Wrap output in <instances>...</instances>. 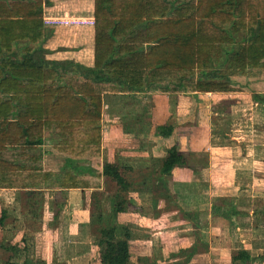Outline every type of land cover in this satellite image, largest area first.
Instances as JSON below:
<instances>
[{"label": "crops", "instance_id": "0c3cea01", "mask_svg": "<svg viewBox=\"0 0 264 264\" xmlns=\"http://www.w3.org/2000/svg\"><path fill=\"white\" fill-rule=\"evenodd\" d=\"M42 7L47 37L33 47L41 45L48 61L92 67L93 23L45 20L91 22L94 0H42ZM27 44L15 45L17 58L30 52ZM235 86L240 90L102 93L98 148L81 155L60 152L51 132L31 156L42 171L71 170L84 185L41 189L30 196L29 206L27 189L0 188V264H100L99 233L91 219L109 214L116 194L125 200L116 220L117 235L128 242V264H232L234 250L264 252V143L223 130L219 138L229 136V141L216 143L212 129L217 106L232 112L250 105L256 107L253 116L264 119V103L254 98L255 93L264 97V75L237 77ZM168 125L171 133L161 135ZM173 146L188 166L161 174ZM48 160L59 163L57 169L47 168ZM105 163L119 167L127 182L124 192L102 173ZM227 209L238 212L230 221L218 213Z\"/></svg>", "mask_w": 264, "mask_h": 264}, {"label": "trees", "instance_id": "16d2710c", "mask_svg": "<svg viewBox=\"0 0 264 264\" xmlns=\"http://www.w3.org/2000/svg\"><path fill=\"white\" fill-rule=\"evenodd\" d=\"M93 25L92 67L48 61L41 45L33 47L47 37L42 0H0V188L27 189L28 206L30 196L41 189L85 183L71 170L53 175L3 159L2 153L8 146L34 151L51 132L56 133L54 146L60 152L81 155L87 148H98L102 93L146 88L235 92L240 88L234 78L264 75V0H94ZM21 41L28 43L30 52L17 58L13 51ZM254 98L264 103L257 93ZM161 129L164 136L172 131L169 125ZM176 166L188 163L173 146L161 174L169 175ZM102 168L119 192L127 189L117 165L105 163ZM112 199L109 214L91 219L99 233L100 264H128V242L117 235L116 220L125 200L119 194ZM218 213L229 221L231 214H238L235 209ZM231 262L264 264V252L253 255L237 249Z\"/></svg>", "mask_w": 264, "mask_h": 264}, {"label": "rangeland", "instance_id": "374dc122", "mask_svg": "<svg viewBox=\"0 0 264 264\" xmlns=\"http://www.w3.org/2000/svg\"><path fill=\"white\" fill-rule=\"evenodd\" d=\"M71 20H73L72 25H77L79 23L77 22V20L76 21L74 19H71ZM84 24H87V23H84ZM233 80L236 82V78H234ZM242 80H245V79H242ZM228 109H229L228 107L217 106L215 107V110L213 111L216 113V114H213V122L215 125L212 128L213 133H214L213 137H215L214 140L216 143H219V142L224 143L225 141H229L228 139L229 136H226L225 137L226 139L219 138L221 130L225 132L228 131L230 135H233L235 137L243 136L245 141L247 139L246 137H249L251 141L255 140V141H261L262 143H264V119L255 118V116H253L255 114L256 107L251 108L249 105V107H247L245 110H241L242 108L239 109L238 107L232 108V112L231 110L229 111ZM258 110L259 108L257 107V111ZM236 128L240 129L241 131L235 132L234 129ZM54 140H55V137H54ZM34 153L35 152L33 151L23 152L21 148L19 150L18 148H15L13 146V147L7 148V151L2 153V158L8 159V160L17 159L15 162L32 165L33 161L31 160V156H34ZM48 164H47V168L57 169V166H58L57 164L59 163H56V161H54L55 165H53L48 160Z\"/></svg>", "mask_w": 264, "mask_h": 264}, {"label": "built area", "instance_id": "2783aa9c", "mask_svg": "<svg viewBox=\"0 0 264 264\" xmlns=\"http://www.w3.org/2000/svg\"><path fill=\"white\" fill-rule=\"evenodd\" d=\"M76 21V20H75ZM45 22L47 23V24H64V25H68V24H73V20H51V19H49V20H45ZM77 22H79L78 24H84V23H93V21H91V22H87V21H78L77 20Z\"/></svg>", "mask_w": 264, "mask_h": 264}]
</instances>
